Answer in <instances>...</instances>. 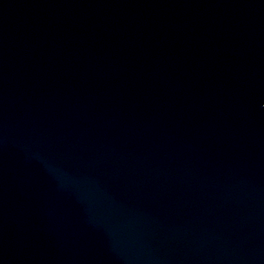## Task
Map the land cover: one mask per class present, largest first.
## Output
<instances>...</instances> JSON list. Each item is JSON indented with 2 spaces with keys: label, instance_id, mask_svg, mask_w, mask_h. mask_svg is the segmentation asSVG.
<instances>
[{
  "label": "water",
  "instance_id": "obj_1",
  "mask_svg": "<svg viewBox=\"0 0 264 264\" xmlns=\"http://www.w3.org/2000/svg\"><path fill=\"white\" fill-rule=\"evenodd\" d=\"M0 264H264V0H0Z\"/></svg>",
  "mask_w": 264,
  "mask_h": 264
}]
</instances>
